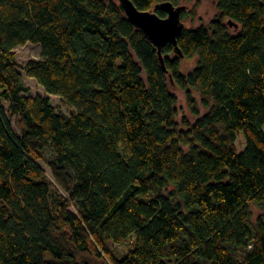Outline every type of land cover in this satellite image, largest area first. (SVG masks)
Returning a JSON list of instances; mask_svg holds the SVG:
<instances>
[{
	"label": "trees",
	"instance_id": "1",
	"mask_svg": "<svg viewBox=\"0 0 264 264\" xmlns=\"http://www.w3.org/2000/svg\"><path fill=\"white\" fill-rule=\"evenodd\" d=\"M217 10L164 68L119 0H0V264H264V0ZM27 44L41 56L20 64Z\"/></svg>",
	"mask_w": 264,
	"mask_h": 264
},
{
	"label": "rangeland",
	"instance_id": "2",
	"mask_svg": "<svg viewBox=\"0 0 264 264\" xmlns=\"http://www.w3.org/2000/svg\"><path fill=\"white\" fill-rule=\"evenodd\" d=\"M180 5L186 6V11L188 13V17L184 20V23L187 27L190 26H196L200 24L208 25L210 21H212L216 16L218 15L217 10V0H182L180 2ZM193 11L195 14L193 15ZM231 31L234 32L237 30L234 26L230 27ZM17 55H18V62L20 64L24 63L28 59H37L39 56H41V48L40 45H34V44H27L25 46H20L17 48ZM197 62V58H191V59H183L182 62V70L184 73H187L189 70H191ZM27 84L31 87V93L32 94H38L43 93L44 88L38 84V82L33 78L26 77ZM170 88L173 92H175L178 96V110H179V116L178 121L182 119V117L187 116L191 119H193L192 115L190 114L185 100V94L183 91H181L176 85L170 84ZM52 103L56 105L59 109H61L63 112L70 114L75 111V108L73 107H67L63 104L60 97L52 95L51 96ZM202 112H204V109L202 108ZM237 148L238 152H242L244 148L246 147V139L243 132H240L237 138ZM46 158H50V154H46ZM39 163L42 165V167L49 171V167L47 165V161L42 160L39 161ZM253 209V216H252V224L256 222L258 217L264 216V209H260L258 207H252ZM135 241L136 236L135 234L131 235ZM133 239L130 238L124 243H114L109 242V248L112 249L116 254L119 256H124L127 251L133 246ZM81 259L86 262L87 264H104L100 259L93 255L85 254L81 257Z\"/></svg>",
	"mask_w": 264,
	"mask_h": 264
},
{
	"label": "water",
	"instance_id": "3",
	"mask_svg": "<svg viewBox=\"0 0 264 264\" xmlns=\"http://www.w3.org/2000/svg\"><path fill=\"white\" fill-rule=\"evenodd\" d=\"M119 2L130 21L157 46L164 68H166L165 60L161 50L167 43H173L180 56L183 55L178 48V37L186 27L182 20L185 5H175L170 1L162 2L158 7L166 12L167 16L161 17L155 11L139 9L132 0H119ZM228 24L238 27V24L232 20H229Z\"/></svg>",
	"mask_w": 264,
	"mask_h": 264
}]
</instances>
